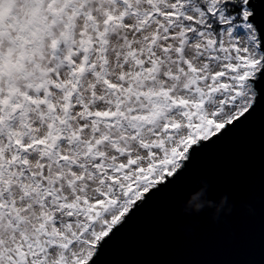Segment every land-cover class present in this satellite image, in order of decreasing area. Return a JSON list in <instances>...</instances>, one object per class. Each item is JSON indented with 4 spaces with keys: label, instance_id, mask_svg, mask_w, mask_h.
<instances>
[{
    "label": "snow or ice",
    "instance_id": "6c2138e0",
    "mask_svg": "<svg viewBox=\"0 0 264 264\" xmlns=\"http://www.w3.org/2000/svg\"><path fill=\"white\" fill-rule=\"evenodd\" d=\"M258 3L0 0V264H95L254 108Z\"/></svg>",
    "mask_w": 264,
    "mask_h": 264
},
{
    "label": "water",
    "instance_id": "95a60500",
    "mask_svg": "<svg viewBox=\"0 0 264 264\" xmlns=\"http://www.w3.org/2000/svg\"><path fill=\"white\" fill-rule=\"evenodd\" d=\"M255 8L264 29V4ZM257 89L254 108L193 149L183 171L105 240L95 264H264V81ZM197 192L216 205L227 198L216 220L214 208L183 211Z\"/></svg>",
    "mask_w": 264,
    "mask_h": 264
},
{
    "label": "clouds",
    "instance_id": "9594fccd",
    "mask_svg": "<svg viewBox=\"0 0 264 264\" xmlns=\"http://www.w3.org/2000/svg\"><path fill=\"white\" fill-rule=\"evenodd\" d=\"M207 185L203 186V189H206ZM227 203V198L224 197L220 200L219 204H213L211 201H207L205 199H202V192H197L195 195H191L186 204L184 205L183 211L185 213H199L205 208L209 209H215L213 214V220H216L218 218L219 213L222 209L225 208V205ZM227 212H231V207L229 206L227 209ZM249 212H251V209H249Z\"/></svg>",
    "mask_w": 264,
    "mask_h": 264
}]
</instances>
